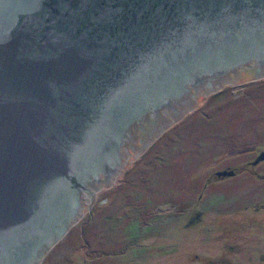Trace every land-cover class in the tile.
Masks as SVG:
<instances>
[{
	"label": "water",
	"instance_id": "1",
	"mask_svg": "<svg viewBox=\"0 0 264 264\" xmlns=\"http://www.w3.org/2000/svg\"><path fill=\"white\" fill-rule=\"evenodd\" d=\"M261 77L264 0H0V264H41L165 129Z\"/></svg>",
	"mask_w": 264,
	"mask_h": 264
},
{
	"label": "rangeland",
	"instance_id": "2",
	"mask_svg": "<svg viewBox=\"0 0 264 264\" xmlns=\"http://www.w3.org/2000/svg\"><path fill=\"white\" fill-rule=\"evenodd\" d=\"M263 152L264 77L226 84L97 190L41 264H264Z\"/></svg>",
	"mask_w": 264,
	"mask_h": 264
},
{
	"label": "trees",
	"instance_id": "3",
	"mask_svg": "<svg viewBox=\"0 0 264 264\" xmlns=\"http://www.w3.org/2000/svg\"><path fill=\"white\" fill-rule=\"evenodd\" d=\"M264 153V152H263ZM262 154V153H261ZM234 172H235V174H236V171L235 170H233Z\"/></svg>",
	"mask_w": 264,
	"mask_h": 264
}]
</instances>
